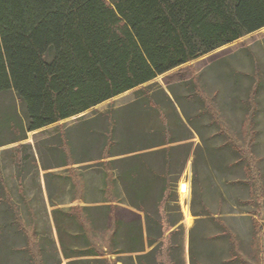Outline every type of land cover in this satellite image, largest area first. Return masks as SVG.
I'll return each instance as SVG.
<instances>
[{"label": "rangeland", "instance_id": "1", "mask_svg": "<svg viewBox=\"0 0 264 264\" xmlns=\"http://www.w3.org/2000/svg\"><path fill=\"white\" fill-rule=\"evenodd\" d=\"M135 99L151 105H145L150 112L139 118L138 129L146 134L138 140L184 139L173 145H185L173 152V163L183 166L178 183L168 185L166 202L160 205L164 227L176 222V234L166 233L155 264H264V28L81 115L28 132L17 143H10L18 130L8 120L19 121L23 108L12 91L1 93L0 264H67L61 242L70 249L86 243L84 236L77 237L82 227L53 210L79 215L83 205L105 198L103 176L91 174L97 165L52 169L45 175L35 163L55 166L61 152L69 162L97 157L99 145L87 143L85 130L100 133L114 118L119 121V142L112 151H123L128 146L118 114ZM54 146L61 147L58 155L49 150ZM81 175L91 181L85 191L76 184ZM17 176L23 179L21 185ZM181 183L189 190L185 194L179 191ZM150 187L147 208L155 210L150 201L161 184ZM88 208L80 221L86 215L95 221L103 218L94 206ZM116 212L123 221L133 218L123 208ZM256 224L259 263L250 248ZM97 228L93 226L87 240L102 252L106 241ZM102 253L100 259L114 263L115 257ZM94 260L72 264H96Z\"/></svg>", "mask_w": 264, "mask_h": 264}, {"label": "trees", "instance_id": "2", "mask_svg": "<svg viewBox=\"0 0 264 264\" xmlns=\"http://www.w3.org/2000/svg\"><path fill=\"white\" fill-rule=\"evenodd\" d=\"M262 28L264 0H0V94L12 91L23 108L19 121L15 117L8 120L9 127L18 130L10 143L24 141L28 132L81 115ZM147 104L135 99L122 110L125 126L120 133L128 146L123 151L160 148L156 157L162 165L155 172L140 154L131 158L136 161L131 172L118 174L123 183L115 187L136 211H129L133 218L129 222L116 218L118 205L95 208L104 216L101 221L87 215L80 221L86 207L79 208V215L53 210V214L63 212L73 218L83 233L88 225L90 231L93 226L97 231L109 230L111 251L106 253L115 256L113 264H155L164 237L176 234V222L164 227L160 205L166 202L168 185L178 183L183 165L176 167L173 152L185 145L173 144L184 139L144 142L142 138L141 143L138 136L146 132L137 125L150 112ZM117 120L109 119L100 133L85 130L87 143H98V155L114 153L119 142ZM65 148L72 153L70 141ZM49 150L58 155L61 147ZM61 153L58 160L66 166L70 162ZM140 163L162 180L150 201L155 210L147 208L151 187L141 181ZM17 180L21 182L20 176ZM144 235L148 248L152 247L148 252ZM259 236L256 224L250 248L257 263L261 261ZM61 247L67 264L79 262L76 257H95L96 264H108L98 258L103 253L95 247L74 251L62 242Z\"/></svg>", "mask_w": 264, "mask_h": 264}, {"label": "crops", "instance_id": "3", "mask_svg": "<svg viewBox=\"0 0 264 264\" xmlns=\"http://www.w3.org/2000/svg\"><path fill=\"white\" fill-rule=\"evenodd\" d=\"M128 92V91H127ZM131 103V102H130ZM129 103V104H130ZM129 104L124 105L125 107ZM123 110V109H122ZM122 116V113L118 114V116ZM124 118V117H123ZM122 122V120H120ZM94 123V122H91ZM160 152V148L158 149L156 148H147V149H143V150H139V151H122V152H115L112 153L110 155H98L97 157H82V159L79 160H75L72 161L73 164H71L72 162L68 163V165L64 166L63 163H61V160H58V163L55 166H45L41 167V165H37L35 169H40L41 171H43L45 173V175L47 174L48 171L52 170V169H68L71 166H76V165H81V164H89V163H95V165H97L96 167H98L97 170H93L91 171V174H94L95 176L97 175H102L103 176V181L101 184H103V189L104 191H102L103 194V198L100 201H96V202H92L90 205L89 204H85L83 205V207H101V206H114V205H118L120 208L125 209L126 211H128V213L132 216V212L129 211H134L133 209H131L130 207H128L127 205V201L124 198V196L122 195V192L119 188L115 187V184H122L123 183V179H120L118 177L119 173H123V172H131L132 169V164L136 161L131 160V158L133 156L136 155H144L145 159L143 162L149 166L150 168H152L153 170H155V172L157 170H160L162 168L161 165V161L157 159L156 157V153ZM68 161V160H67ZM37 163V162H36ZM75 163V164H74ZM140 168V174L142 175V179L141 181L147 184H162V180L158 179L157 177H153L151 175V173L147 170L146 166L143 165V163L139 165ZM23 180V179H22ZM21 180V181H22ZM140 180V179H139ZM77 183L76 184H80L82 185L81 189L82 190H86L87 188V184H91V181L88 180L87 178H85V176H80L78 178H76ZM139 181V182H141ZM82 208V207H81ZM57 209V208H56ZM80 210V209H79ZM136 212V211H134ZM100 217H104L103 215ZM98 220H103L102 219H98ZM141 220L143 221L142 215H141ZM105 221V218H104ZM92 233H94L93 231H90ZM87 232L86 234H78L77 237L80 236H84L86 243L84 245L81 246H75L74 248H68L69 250H81L83 249L85 246H91L94 247L88 240H87V236H89L91 233ZM100 232V231H99ZM102 236L105 238L106 241V249L103 250L102 252H109L111 251L110 249V236H111V232L109 230H101ZM86 235V236H85ZM146 235V234H145ZM145 235H144V244H145V252H148L152 247L147 246V242L145 239ZM103 238V239H104ZM65 245V244H64ZM66 246V245H65ZM97 249V248H96ZM129 249H126V251H128ZM98 252H100L99 250H97ZM108 256H112V255H108ZM113 257H115L113 255ZM90 258H94L95 257H76L74 258V260H82V259H90ZM101 258V257H98ZM65 260V259H64ZM68 261V260H66Z\"/></svg>", "mask_w": 264, "mask_h": 264}, {"label": "bare ground", "instance_id": "4", "mask_svg": "<svg viewBox=\"0 0 264 264\" xmlns=\"http://www.w3.org/2000/svg\"><path fill=\"white\" fill-rule=\"evenodd\" d=\"M179 189H180L179 191H180L181 193H183V194H185V193H187V191H189V190L187 189V186H186L185 183H181ZM188 215H189V214H188ZM188 215H187V216H188Z\"/></svg>", "mask_w": 264, "mask_h": 264}]
</instances>
